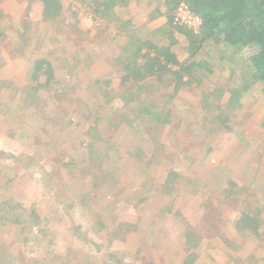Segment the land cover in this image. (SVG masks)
Masks as SVG:
<instances>
[{"label":"rangeland","instance_id":"rangeland-1","mask_svg":"<svg viewBox=\"0 0 264 264\" xmlns=\"http://www.w3.org/2000/svg\"><path fill=\"white\" fill-rule=\"evenodd\" d=\"M108 1L46 17L42 0H0V264H264L254 49L190 56L163 0ZM169 32L195 63L185 84L126 78Z\"/></svg>","mask_w":264,"mask_h":264},{"label":"trees","instance_id":"trees-1","mask_svg":"<svg viewBox=\"0 0 264 264\" xmlns=\"http://www.w3.org/2000/svg\"><path fill=\"white\" fill-rule=\"evenodd\" d=\"M105 2L111 4L108 0ZM42 3L46 17H52L60 8L58 0H42ZM163 4L166 8L163 14L169 23L187 38L190 56H194L207 40L217 45L223 44L235 54L238 49L252 47L254 51L245 56L250 77L264 83V0H163ZM180 5H185L199 19L196 31L178 22L175 13ZM175 41L173 32H169L168 38L159 43L145 39L137 52L149 57L150 62L143 66L142 62L136 61V70L126 75V78L133 79L142 70L155 75L167 73L168 78L175 80L177 86L185 84L183 74L195 63L187 65L178 60L172 50Z\"/></svg>","mask_w":264,"mask_h":264}]
</instances>
